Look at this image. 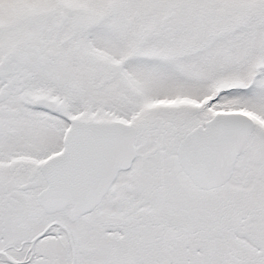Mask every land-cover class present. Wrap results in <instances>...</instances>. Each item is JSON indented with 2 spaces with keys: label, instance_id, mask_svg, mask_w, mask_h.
I'll use <instances>...</instances> for the list:
<instances>
[{
  "label": "snow or ice",
  "instance_id": "6c2138e0",
  "mask_svg": "<svg viewBox=\"0 0 264 264\" xmlns=\"http://www.w3.org/2000/svg\"><path fill=\"white\" fill-rule=\"evenodd\" d=\"M0 264H264V0H0Z\"/></svg>",
  "mask_w": 264,
  "mask_h": 264
}]
</instances>
